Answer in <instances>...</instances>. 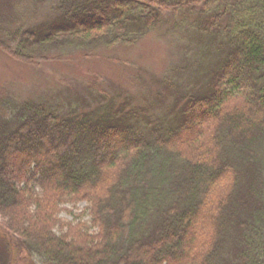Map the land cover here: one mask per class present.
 Listing matches in <instances>:
<instances>
[{
  "label": "trees",
  "instance_id": "trees-1",
  "mask_svg": "<svg viewBox=\"0 0 264 264\" xmlns=\"http://www.w3.org/2000/svg\"><path fill=\"white\" fill-rule=\"evenodd\" d=\"M56 8L55 20L0 49L25 64L53 50L90 55L134 44L168 9L181 16L172 28L194 30L207 69L154 123L123 103L64 116L6 99L1 229L49 264H264V0ZM79 202L88 220L60 219L61 206Z\"/></svg>",
  "mask_w": 264,
  "mask_h": 264
},
{
  "label": "rangeland",
  "instance_id": "rangeland-1",
  "mask_svg": "<svg viewBox=\"0 0 264 264\" xmlns=\"http://www.w3.org/2000/svg\"><path fill=\"white\" fill-rule=\"evenodd\" d=\"M57 2L0 0V41L15 49V33L55 20ZM179 18L164 10L156 26L134 44L98 46L90 55L80 49L53 50L46 59L25 64L0 49V115L8 114L6 99L44 101L64 116L94 111L109 102L114 108L123 103L124 110L152 123L159 121L176 98L197 88L195 77L207 69L194 30L187 31V25L172 28ZM61 207L58 216L63 221L88 220L85 202ZM42 258L0 227V264H49Z\"/></svg>",
  "mask_w": 264,
  "mask_h": 264
}]
</instances>
